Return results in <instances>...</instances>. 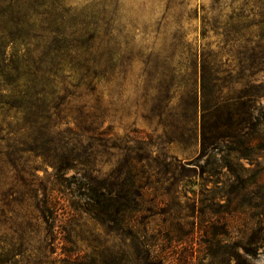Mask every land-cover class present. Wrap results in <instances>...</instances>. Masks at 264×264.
<instances>
[{
	"label": "rangeland",
	"instance_id": "obj_1",
	"mask_svg": "<svg viewBox=\"0 0 264 264\" xmlns=\"http://www.w3.org/2000/svg\"><path fill=\"white\" fill-rule=\"evenodd\" d=\"M13 1L0 4V51L7 44L9 64L33 70L39 90L16 82L20 97L11 98L12 106L1 102L7 100L0 91V264H74L97 254L113 261L121 250L122 264H148L149 252L163 264H264V182L258 194H240L221 161L226 152L205 154L196 132L167 143L165 127L177 118L186 126L189 114L177 98L196 80L198 46L223 38V23L239 3ZM180 37L190 51L174 45ZM262 82L264 73L251 89ZM133 130L155 142L142 149L149 192L141 212L130 214L124 246L113 235L101 247L102 227L87 214H70L64 194L83 200L90 188L126 172ZM69 151L80 158L78 170L67 172L76 177L56 182L45 159ZM240 166L260 169L244 159ZM33 194L57 200L54 214L37 223L27 206Z\"/></svg>",
	"mask_w": 264,
	"mask_h": 264
},
{
	"label": "trees",
	"instance_id": "obj_2",
	"mask_svg": "<svg viewBox=\"0 0 264 264\" xmlns=\"http://www.w3.org/2000/svg\"><path fill=\"white\" fill-rule=\"evenodd\" d=\"M5 2L10 3V6L16 5L13 0H0V4ZM235 2L239 5L223 23V38L217 40L216 44L207 42L204 46H198V58L193 63L196 80L191 88L177 98V106L189 114L186 126H181V119L177 118L175 123L165 124V127H170L169 131H166L167 143L184 142L187 134L194 135L196 132V140L202 152H226V155L221 156V161L239 183L237 188H240V194H258L255 190L259 189V186L262 188L264 182V165L261 161L264 159V106L260 102L264 99V82L254 87L255 91L251 88L255 77L264 73V0ZM174 41L176 47L187 48L189 51L192 49L191 43H185L184 37ZM4 45L0 51V80L4 82L0 85V91L5 92L2 98L7 101L1 102L12 106L11 98L20 97L16 92V82H29L28 85L24 84L27 92L38 91L39 88L33 70H25L20 63L15 66L9 64V46ZM84 77L89 78L91 75ZM179 87L180 85L176 88L181 91ZM239 87L241 89L237 91ZM175 99L176 96H170L167 106L175 105ZM162 117L163 113L160 114L161 119ZM41 119L43 120L42 117ZM30 129H34V126ZM141 133L139 130H133L127 137L128 146L125 147L129 155L125 162L129 167L126 172L121 168L112 182H103L97 188H90L89 194H84L83 200L79 199L78 194H64L70 214H87L102 227L98 236L105 235L107 240L104 244L98 241L101 247L108 245V239L113 238V235H116L124 246L126 236L131 234L130 214L141 212L149 192L152 177L151 174L149 178L146 177L147 172L142 164L146 157L142 149L144 144L154 147L155 142L152 139L149 144L146 143ZM159 138L161 139V136ZM8 147H12L11 144H8ZM7 155L10 157L13 152H8ZM39 157L45 159L46 155L39 154ZM49 157L52 158L45 161L52 167L56 182L70 181L76 177V174L67 176L69 170L77 171V164L80 163L79 156L74 155L73 151L61 156L54 153ZM172 159L173 157L170 166H173ZM243 159L250 165L256 164L260 169L253 171L252 168L241 167L240 161ZM13 164L15 167L14 161ZM56 192L64 193L60 188ZM228 193L231 194L232 191ZM54 200L57 202L55 196L51 200L48 195L42 200L36 194L28 199L27 206L31 209L33 218H36V223L40 217H46L47 212L54 214L57 206ZM241 247L251 254L245 244H241ZM121 253L122 250L114 254V262L109 260L108 256L97 254L91 260L83 258L74 264H122L123 257L119 259ZM146 262L164 263L151 252L147 255Z\"/></svg>",
	"mask_w": 264,
	"mask_h": 264
}]
</instances>
